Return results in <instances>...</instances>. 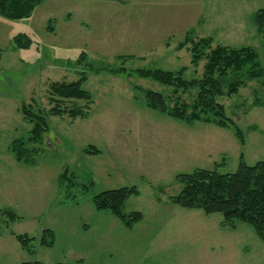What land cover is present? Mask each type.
Segmentation results:
<instances>
[{
    "label": "rangeland",
    "instance_id": "rangeland-1",
    "mask_svg": "<svg viewBox=\"0 0 264 264\" xmlns=\"http://www.w3.org/2000/svg\"><path fill=\"white\" fill-rule=\"evenodd\" d=\"M260 9L264 0H45L30 18L0 17V264H264V242L251 227L223 228L220 214L170 203L179 174H232L242 155L247 165L264 160V83L220 99L242 144L232 128L189 125L149 109L146 92L173 90L138 73L201 78L206 61L193 64L188 38L253 47L263 59L264 37L253 24ZM20 34L29 48L15 47ZM81 79L89 100L60 103L51 92L55 83ZM59 103L88 116L49 113ZM23 105L48 122L42 142L27 145L39 151L31 165L10 151L33 129ZM133 186L140 195L124 212L143 219L132 229L95 208L94 196ZM9 211L18 219L10 221ZM48 229L51 247L40 244ZM16 235L35 239L31 252Z\"/></svg>",
    "mask_w": 264,
    "mask_h": 264
},
{
    "label": "trees",
    "instance_id": "trees-1",
    "mask_svg": "<svg viewBox=\"0 0 264 264\" xmlns=\"http://www.w3.org/2000/svg\"><path fill=\"white\" fill-rule=\"evenodd\" d=\"M44 1L0 0V17L15 21L30 18ZM253 24L257 33L264 37V9L254 14ZM14 40L15 47L22 49L29 48L32 43L24 34L16 36ZM186 41L192 46L193 64L198 65L200 61H206L203 76L189 81L183 76L184 70L179 73L139 71L141 77L153 79L173 90L170 96L154 91L146 92L147 107L189 125L201 122L221 128H232L238 140L244 144L243 132L228 117L220 99L236 95L251 81L264 83V45L263 59H261L259 51L249 46L231 48L219 45L212 48L211 38L196 42L188 38ZM188 42H184L182 46L187 45ZM2 53L0 47V61ZM83 82L84 80L81 79L69 84L55 83L51 87V92L57 96L60 103L66 100H89L90 95L83 89ZM60 103L49 113L54 116L67 115L71 119L88 116V113L81 108L61 109ZM28 107L23 105L21 113L26 121L32 124L33 129L27 140H14L10 151L18 162L31 165L34 163L32 156L39 151L35 148L28 149L27 145L42 142L48 131V122L43 113L34 111L31 113ZM64 177L67 178L66 173L61 175L60 179ZM176 179L181 188L178 194L170 197L171 204L186 210H201L206 215L220 214L223 217V228L235 230L236 223L246 224L264 242V160L254 165H247L242 155L235 173L220 174L216 170L196 169L192 173L179 174ZM139 195L140 191L135 186L123 187L94 196L93 204L98 211H109L124 227L132 229L142 221L143 214L140 212L126 214L124 208L129 198ZM5 213L9 215L10 221L18 219L12 211ZM54 236L53 231L45 230L40 244L51 247L54 244ZM16 239L24 251H32L31 244L35 239L28 235H16Z\"/></svg>",
    "mask_w": 264,
    "mask_h": 264
},
{
    "label": "crops",
    "instance_id": "crops-1",
    "mask_svg": "<svg viewBox=\"0 0 264 264\" xmlns=\"http://www.w3.org/2000/svg\"><path fill=\"white\" fill-rule=\"evenodd\" d=\"M93 264H99V263H96V262H95V263H93Z\"/></svg>",
    "mask_w": 264,
    "mask_h": 264
}]
</instances>
